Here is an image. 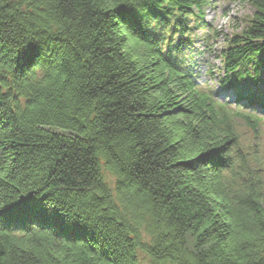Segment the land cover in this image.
I'll return each instance as SVG.
<instances>
[{"label":"trees","instance_id":"trees-1","mask_svg":"<svg viewBox=\"0 0 264 264\" xmlns=\"http://www.w3.org/2000/svg\"><path fill=\"white\" fill-rule=\"evenodd\" d=\"M248 2L213 91L176 55L209 0H0V264H264Z\"/></svg>","mask_w":264,"mask_h":264},{"label":"rangeland","instance_id":"rangeland-1","mask_svg":"<svg viewBox=\"0 0 264 264\" xmlns=\"http://www.w3.org/2000/svg\"><path fill=\"white\" fill-rule=\"evenodd\" d=\"M253 13V8L248 0H209L208 5L204 8L203 18L198 21L193 14L186 17L187 33L185 37L187 41H182L184 47L176 52L184 63L193 67L195 64L200 68L201 80L205 85L217 90V78L213 80L209 75L205 74L206 70L215 71L221 69V60L219 58L220 51L224 48L226 40L232 35L240 33L248 24ZM202 23V24H201ZM171 33L169 36L173 39V44L170 46L171 51L176 45L177 36ZM180 45V44H179ZM163 47V46H162ZM164 50V48H162ZM175 51V50H174ZM207 83V84H206ZM214 86H211L213 84ZM219 93V92H218ZM233 98L232 92L219 93L220 101H231ZM245 143H257L259 151L264 154V128L261 126L260 131L255 134L244 127H240ZM107 183L114 188V179L106 173ZM144 235V234H142ZM139 264H151L150 259L143 253L138 254Z\"/></svg>","mask_w":264,"mask_h":264}]
</instances>
